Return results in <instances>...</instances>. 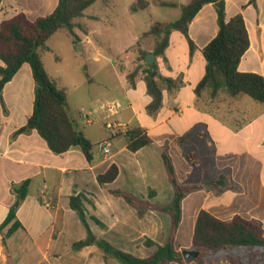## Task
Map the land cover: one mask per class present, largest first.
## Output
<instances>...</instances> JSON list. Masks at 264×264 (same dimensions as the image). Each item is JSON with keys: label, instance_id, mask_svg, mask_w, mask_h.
Here are the masks:
<instances>
[{"label": "crops", "instance_id": "0c3cea01", "mask_svg": "<svg viewBox=\"0 0 264 264\" xmlns=\"http://www.w3.org/2000/svg\"><path fill=\"white\" fill-rule=\"evenodd\" d=\"M224 2L228 18L243 14L250 36V48L242 58L239 71L264 76V0H258L257 7L248 5L249 0ZM58 3L59 0H3L0 22L20 12L35 20L52 13ZM93 33H86L89 43L88 35ZM217 33V13L213 4L205 5L190 25L189 35L197 46L193 54L185 35L172 29L165 56L156 59L158 72L164 78L182 75L184 84L173 93L163 89V105L155 115L147 111L152 98L147 92L143 72H139L135 87L127 79V75L135 69V63L132 70L128 66L120 70V78L123 79L119 82L118 93L121 104H117L122 107L119 113L116 112L118 118L113 124L106 122L107 132L103 137L94 141L86 126L73 117L81 131L94 144H100L97 150L94 149L92 163L79 147H73L64 154H55L36 130L18 132L33 113L36 92L30 65L26 63L22 66L0 96V224L15 205L17 217L22 223V227L10 237L4 236L7 229L0 235V264H122L115 258L106 260L97 245L74 248L76 242L87 238L86 228L70 206V197L80 192L93 202L86 203L88 217L96 216L107 226L101 228L89 219L97 238L105 239L137 257L150 256L158 245L169 239L170 216L149 210L140 217L136 208L121 197L114 196L111 190L127 191L154 205L170 204L174 187L162 157L164 150L171 156L180 182L202 186L182 202V221L175 238L178 251L195 250L194 227L201 209L222 220H231L235 215L257 219L264 227V108L257 106L250 116L248 110L240 106L243 95L233 98L226 92H220L213 98L208 92L201 96L195 93L207 66L202 49ZM141 35L131 46H136ZM140 48L146 50L143 44ZM152 49L148 51L152 53ZM135 55L136 59L138 56ZM109 95L108 98L113 97L110 92ZM69 102L68 95V108ZM107 118L108 115L103 119ZM136 123L147 130L153 143L133 153L126 147L125 133ZM200 125L206 129L205 134L210 131L217 134L214 140L211 136L221 154L216 161L224 165L210 169L207 175L193 176L198 164L193 155L187 153V145L193 136L191 132ZM184 136L186 140L180 143L179 139ZM106 143L110 145L109 154L101 147ZM237 160L243 163L242 169L248 170L242 181L237 178L235 170L227 171L230 164H235ZM112 164L119 167L117 179L101 185L98 175L106 172ZM180 165L186 168L184 175L178 171ZM256 168L259 174L255 181L250 177V171ZM222 174L230 184L241 190H228L217 195L212 181ZM25 180H30V185L23 198L15 187ZM207 184L211 186L207 187ZM150 189L156 191L152 198L149 197ZM52 200L57 202L55 208L51 206ZM186 220L190 223V233L185 231L183 234ZM56 228L59 231L55 235ZM146 240H152L154 245L147 246ZM222 251L226 254L170 264H234L232 258L244 256V252L234 256L227 249Z\"/></svg>", "mask_w": 264, "mask_h": 264}, {"label": "trees", "instance_id": "16d2710c", "mask_svg": "<svg viewBox=\"0 0 264 264\" xmlns=\"http://www.w3.org/2000/svg\"><path fill=\"white\" fill-rule=\"evenodd\" d=\"M100 0H59L55 10L46 16L31 20L24 12H20L11 18L0 22V96L8 82L20 71L24 64H29L32 69L36 84L35 101L32 115L25 126L18 132L36 130L46 141L50 150L55 154H64L73 147H79L89 163L94 161V149L100 144H94L80 129L79 124L73 118L68 108V93L61 87L57 80L47 71L42 59V50H49L47 42L59 30L66 29L79 42L80 38L75 33L78 24L77 18L83 17L85 11ZM104 1V0H103ZM3 0H0V6ZM219 3L220 6H216ZM258 0H249L248 5L257 7ZM208 4H213L217 13L218 33L202 49L207 61L206 72L203 79L195 88V93L201 96L205 91H210L211 97H216L220 92H226L235 98L247 95L259 104L264 105V76L255 72H241L239 65L243 56L250 48V36L242 13L228 18L224 0H191L182 6L181 15L171 23L155 21L142 37L153 36L155 38L152 52L157 57H164L170 44V34L173 29L185 35L189 42L191 54L197 49L196 44L190 38L189 28L199 13ZM162 6L176 7L174 2H160ZM150 6L148 0H137L131 7L133 12L147 9ZM245 7V6H244ZM141 37L136 46L140 53L139 59L145 61L150 53L139 46ZM157 61L150 66L138 64L127 75L132 87L136 86V78L142 71L147 85V92L152 100L147 106V111L155 115L163 105V89L173 93L179 90L183 84V76L177 78H164L159 73L152 77L154 71H158ZM126 147L136 153L140 149L153 143V139L147 130L140 124H133L125 133ZM186 140V136L179 139L180 143ZM162 157L170 182L174 187V197L168 205H154L150 201H143L133 194L115 189L111 193L121 197L129 205L136 208L138 215L143 217L149 210L166 213L171 218V233L169 239L158 245L157 250L145 258L137 257L125 252L105 239L97 238L92 232L89 219L101 228L107 226L96 216L88 217L86 203L93 202L83 193L70 197V206L77 212L82 224L87 230V238L74 244L75 249H81L88 245H97L106 260L115 258L122 264H170L171 262L184 263L186 260L182 252L175 246L176 233L182 221V202L190 193L202 189L200 185L184 184L178 180L174 163L167 151H163ZM119 175V167L112 164L109 169L98 175L101 185L114 182ZM30 180H25L16 186L15 190L22 194L23 198L28 193ZM217 195L228 190H241L230 184L225 175L212 181ZM156 195V191L149 190V197ZM52 207L57 206L56 200H52ZM62 213V212H61ZM22 223L17 217V208L11 207L6 219L0 224V235L7 229L4 236L10 237ZM59 231L56 228L55 235ZM147 246L154 245L152 240H146ZM238 247L260 249L264 258V227L257 219H247L241 215H235L231 220H222L209 211L201 209L198 213L193 234V248L199 251L198 259L207 257L222 249H235ZM235 264H250L242 258H235Z\"/></svg>", "mask_w": 264, "mask_h": 264}, {"label": "rangeland", "instance_id": "374dc122", "mask_svg": "<svg viewBox=\"0 0 264 264\" xmlns=\"http://www.w3.org/2000/svg\"><path fill=\"white\" fill-rule=\"evenodd\" d=\"M149 1L151 3L149 9L138 10L137 12H133L131 9L137 0L97 1L86 10L85 17L75 20L78 24L76 33L80 35L81 42L76 43L75 38L66 29H62L47 42L50 49L42 51V58L47 71L61 87L67 89L70 97V113L80 124L86 126L88 133H92L94 141H98L100 137L106 134V122L113 124L118 118L115 114L121 110L122 106H117V102L120 103L121 100V95L118 94L119 82L123 80L120 78V70H124L127 66L129 70H132L133 64L137 63L138 65L146 62V59L145 61L139 59L140 53H138L137 46L131 45L136 42L139 35L152 26L154 21H164L169 24L178 19L181 15L182 6L190 0ZM160 2H174L177 6H162ZM169 28L173 29L171 26ZM91 31L94 33L88 35L91 40L89 43L86 33ZM140 37L139 46L143 44L147 51L154 48L155 38L153 36L142 37L141 35ZM79 44L83 45L84 50H79ZM135 54L138 56L136 59ZM109 92L113 97L108 98ZM205 92L210 94L209 90ZM104 96L107 97V100ZM243 96L244 100L239 101L240 106L246 108L250 116L255 112L257 106L264 108V105L257 103L251 97ZM106 115L109 118L104 120ZM87 120L91 124L87 123ZM204 130L206 129H203L202 125L196 127L191 132L193 136L187 145V153L192 154L198 164L193 176L207 175L210 173V169H217L220 165H224L216 161L217 157H221V154L219 147L213 144L211 136L214 140L217 134L210 130L211 134L210 132L205 134ZM97 149L98 146L95 150ZM242 164L240 160H237L235 164H230L235 169H231L230 166V170H227L230 172L235 170L240 181L248 171L242 169ZM178 171L184 175L186 168L180 165ZM258 174V168L250 171V177L255 181L258 180ZM189 224V221L186 220L182 227L183 234L185 231L190 233ZM227 252L234 256L244 252V256L241 257L243 260L250 264H264L260 249L238 247ZM224 254L226 253L221 250L211 255L216 257ZM235 258H232L234 264Z\"/></svg>", "mask_w": 264, "mask_h": 264}, {"label": "water", "instance_id": "95a60500", "mask_svg": "<svg viewBox=\"0 0 264 264\" xmlns=\"http://www.w3.org/2000/svg\"><path fill=\"white\" fill-rule=\"evenodd\" d=\"M216 6H220L219 3L216 4ZM171 28H173V25H171ZM78 48L79 50H82V45L79 44L78 45ZM156 59H157V56L152 52V53H149L147 56H146V65L147 66H150L152 65L153 63L156 62ZM158 75V71H154L152 73V77L156 78ZM208 185V184H207ZM22 195H20L21 197ZM15 208H17V205H15ZM182 254H183V257L185 258V260H191V259H194V258H197L199 256V251L197 250H185V251H182Z\"/></svg>", "mask_w": 264, "mask_h": 264}, {"label": "built area", "instance_id": "2783aa9c", "mask_svg": "<svg viewBox=\"0 0 264 264\" xmlns=\"http://www.w3.org/2000/svg\"><path fill=\"white\" fill-rule=\"evenodd\" d=\"M114 106V105H113ZM117 106H119L117 104ZM112 108V107H111ZM113 109V108H112ZM109 143H106V144H101V147H103V150L105 151L106 154H109L110 153V149H109Z\"/></svg>", "mask_w": 264, "mask_h": 264}]
</instances>
